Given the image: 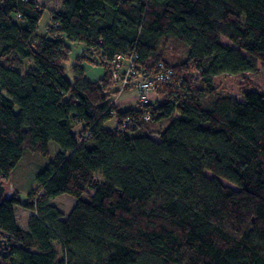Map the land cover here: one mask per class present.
<instances>
[{"label":"trees","instance_id":"trees-1","mask_svg":"<svg viewBox=\"0 0 264 264\" xmlns=\"http://www.w3.org/2000/svg\"><path fill=\"white\" fill-rule=\"evenodd\" d=\"M70 42L102 78L77 63L70 79ZM134 53L174 75L155 103L123 108L109 66ZM262 69L264 0H0V176L60 145L25 202L16 186L0 200V264H264V91L246 76ZM226 75L243 100L215 85ZM63 194L68 215L52 202ZM16 205L33 212L27 229Z\"/></svg>","mask_w":264,"mask_h":264},{"label":"rangeland","instance_id":"rangeland-1","mask_svg":"<svg viewBox=\"0 0 264 264\" xmlns=\"http://www.w3.org/2000/svg\"><path fill=\"white\" fill-rule=\"evenodd\" d=\"M40 2L50 9L59 10L62 7V0H40ZM50 20L49 11H46L44 19L42 21V26L40 31L45 28V25ZM162 44L165 47V51L167 54L175 56L176 58H185L189 50L187 47L177 43L173 38L167 39V41H162ZM72 47V52L70 55V60L66 62L67 74L70 79H74V75L76 74L72 67L77 63H81L84 69V78L90 81H96L102 78L105 74V67L101 64L93 63L88 59L78 60L79 57L84 55L86 51V46L81 42H70ZM97 58V57H96ZM111 69V76L115 82L114 88L120 90L121 84L120 79L116 75L115 70L112 66H109ZM247 78L253 81L260 89L264 91V70H260L257 73H246ZM242 81L240 76H218L215 78V85L218 86L220 84H225L227 86L226 92L230 93L231 96L237 98L238 100H243V93L238 87V83ZM120 93V92H119ZM118 93V94H119ZM117 94V95H118ZM117 95H115L114 100ZM113 100V103H114ZM123 105V108H129L137 105V101L133 98L128 100H124L119 102L117 105ZM116 120L110 119L106 121L105 126L108 128H115ZM167 124V121H164L155 126L156 130L163 129ZM153 138L159 140L158 135H153ZM50 154L48 156H44L40 153H33L31 151H26L18 163L17 167L13 170L9 181L6 180L7 191L5 197H7L11 191H13L14 186H16L20 191V197L25 202L28 198V194L37 187V180L39 174L44 171L47 167L51 165L54 161L57 153L60 151V145L56 142H51L49 145ZM208 176H211V173L206 172ZM223 182L227 185L235 187L232 183L223 180ZM75 198L69 194H63L58 196L52 200V202L60 207V209L68 215L72 208L75 205ZM16 212L18 214V221L20 227L28 228L30 215L33 213L31 210L26 207L16 205ZM142 261L147 264H166L158 259L144 256Z\"/></svg>","mask_w":264,"mask_h":264},{"label":"built area","instance_id":"built-area-1","mask_svg":"<svg viewBox=\"0 0 264 264\" xmlns=\"http://www.w3.org/2000/svg\"><path fill=\"white\" fill-rule=\"evenodd\" d=\"M137 59V53L129 56L118 55L111 63L121 84L120 93L114 100L115 105L130 98L144 106L155 103L160 98L156 91V83L171 81L173 78V68L167 67L165 63L159 62L157 65L159 70L152 74L148 65L138 69ZM145 118L151 119L150 112H146ZM128 122L130 119H127L124 124L127 125Z\"/></svg>","mask_w":264,"mask_h":264},{"label":"water","instance_id":"water-1","mask_svg":"<svg viewBox=\"0 0 264 264\" xmlns=\"http://www.w3.org/2000/svg\"><path fill=\"white\" fill-rule=\"evenodd\" d=\"M7 191V185L5 182V179L0 176V200H2L5 197ZM3 232L0 229V235H2ZM6 238L0 239V247L2 248L6 244Z\"/></svg>","mask_w":264,"mask_h":264},{"label":"crops","instance_id":"crops-1","mask_svg":"<svg viewBox=\"0 0 264 264\" xmlns=\"http://www.w3.org/2000/svg\"><path fill=\"white\" fill-rule=\"evenodd\" d=\"M63 1V0H62ZM59 10H62V7H61V9H59ZM42 26V25H41ZM75 203H76V201H75ZM32 215V214H31ZM30 215V216H31ZM18 217V214H17V212H16V218ZM17 221H18V218H17ZM18 224H19V221H18ZM22 228H24V227H22ZM24 229H26V228H24Z\"/></svg>","mask_w":264,"mask_h":264},{"label":"flooded vegetation","instance_id":"flooded-vegetation-1","mask_svg":"<svg viewBox=\"0 0 264 264\" xmlns=\"http://www.w3.org/2000/svg\"><path fill=\"white\" fill-rule=\"evenodd\" d=\"M0 239H4V237L2 235H0Z\"/></svg>","mask_w":264,"mask_h":264}]
</instances>
